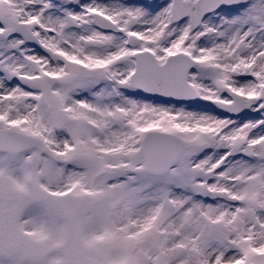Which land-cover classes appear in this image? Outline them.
I'll return each instance as SVG.
<instances>
[{"label":"snow or ice","instance_id":"obj_1","mask_svg":"<svg viewBox=\"0 0 264 264\" xmlns=\"http://www.w3.org/2000/svg\"><path fill=\"white\" fill-rule=\"evenodd\" d=\"M0 264H264V0H0Z\"/></svg>","mask_w":264,"mask_h":264}]
</instances>
